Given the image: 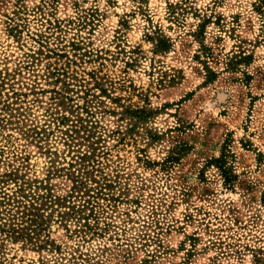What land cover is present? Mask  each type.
Returning <instances> with one entry per match:
<instances>
[{
    "label": "rangeland",
    "instance_id": "1",
    "mask_svg": "<svg viewBox=\"0 0 264 264\" xmlns=\"http://www.w3.org/2000/svg\"><path fill=\"white\" fill-rule=\"evenodd\" d=\"M261 1L0 0L23 128L60 118L0 127V170L48 225L0 264H264ZM40 34L64 55L27 56Z\"/></svg>",
    "mask_w": 264,
    "mask_h": 264
},
{
    "label": "trees",
    "instance_id": "2",
    "mask_svg": "<svg viewBox=\"0 0 264 264\" xmlns=\"http://www.w3.org/2000/svg\"><path fill=\"white\" fill-rule=\"evenodd\" d=\"M261 2L264 5V0H262ZM11 20L14 19L11 18ZM48 21L54 27L58 29L62 28L60 20H56L55 23L54 21L52 22V20ZM48 38H50V36L46 34L38 35V42L40 43L41 47L39 48V50L28 52L27 56L36 58V53H45L46 56H52L53 54L63 56L64 52H58L56 49L51 48L49 45H47ZM45 48H47V52H45ZM54 69L57 70L58 76L66 73L61 71V67H55ZM52 73L56 74V72ZM12 79H14L13 73L9 71L7 73L0 71V101H4L3 107L1 108V110H3L4 112L0 117V127H20L21 129H24V134L32 136H38L41 133L44 134V132L47 131V127H49V125H51L54 121L57 122L58 120H60L59 116L55 111L48 110L49 122L47 123V126L44 124L45 126L43 127L37 124L38 122H36L35 125L33 124L27 128H23L27 126L26 121L29 119V115L27 114L28 110L20 104L22 101L21 98L23 96L22 92L17 90L12 84L10 85V88H12V93H10V90H7L6 84L12 83ZM4 94L6 95V98H4ZM15 96L17 99H14L11 102L10 99ZM64 119L65 118L62 117L61 121ZM34 120L36 119L34 118ZM69 133L70 135H72L71 132H68V134ZM43 134H41V137H43ZM3 153H5V148L0 147V162L2 161L1 154ZM16 155V157L18 158L19 154L16 153ZM17 170L18 169H15V167H13L12 169L7 168L5 171L0 170V250L3 247L5 239L24 238L29 241L33 240L40 233V231L45 229V225H47L44 221L40 220V218H42L40 209H42L43 206V197L40 194H34V197L30 198L29 206L26 204L25 206L22 205V199L16 197V195H22V197L28 196L27 194H25V179L24 177L19 175ZM10 182H13L15 186L13 194H10L6 190V185L10 184ZM76 182L78 185H82L84 181L83 178H78L76 179ZM47 197H49V195H47ZM15 206L18 208L17 212H13V208ZM74 213H76L75 210L68 214ZM2 264H4V262H2Z\"/></svg>",
    "mask_w": 264,
    "mask_h": 264
}]
</instances>
